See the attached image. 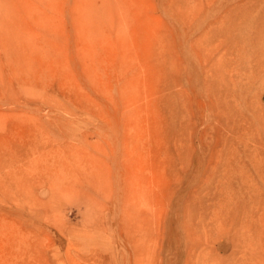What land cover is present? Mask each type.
Listing matches in <instances>:
<instances>
[{"label":"rangeland","instance_id":"374dc122","mask_svg":"<svg viewBox=\"0 0 264 264\" xmlns=\"http://www.w3.org/2000/svg\"><path fill=\"white\" fill-rule=\"evenodd\" d=\"M0 264H264V0H0Z\"/></svg>","mask_w":264,"mask_h":264}]
</instances>
